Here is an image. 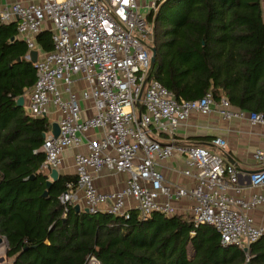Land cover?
Segmentation results:
<instances>
[{"label": "built area", "instance_id": "1", "mask_svg": "<svg viewBox=\"0 0 264 264\" xmlns=\"http://www.w3.org/2000/svg\"><path fill=\"white\" fill-rule=\"evenodd\" d=\"M0 1V19L17 21L27 57L38 50L33 60L36 80L25 93L27 113L48 117L52 109L60 113L49 118L40 147L45 152L41 168L49 172L50 166L58 167L69 146L85 141L88 148L75 153L77 179L67 181L60 200L67 206L80 203L92 212L128 217L132 208L141 216L178 213L188 198L194 222L215 225L223 243L247 247L249 261L251 243L264 232L249 213L264 203V147L254 151L263 166L249 173V186L260 189L243 196L240 169L225 161L224 136L212 139L217 151L189 140L164 142L161 137H174L193 111L246 118L261 126L264 135V113L236 107L228 97L217 99L211 90L199 98H177L150 78L154 33L148 14L162 0ZM43 29L52 32L53 48L41 52L36 37ZM140 94L142 107L137 105ZM54 121L60 126L58 135L51 128ZM97 128L101 134L92 135L90 130ZM176 153L184 159L175 168L169 160ZM166 167L187 180L169 179ZM105 169L127 172L125 185L99 188L94 173ZM84 264H100V259L91 254Z\"/></svg>", "mask_w": 264, "mask_h": 264}, {"label": "trees", "instance_id": "2", "mask_svg": "<svg viewBox=\"0 0 264 264\" xmlns=\"http://www.w3.org/2000/svg\"><path fill=\"white\" fill-rule=\"evenodd\" d=\"M148 18L156 48L151 79L177 98L211 90L264 113L262 0H162ZM36 40L41 52L53 48L49 29ZM27 53L17 21L0 19V235L12 264H84L91 254L100 264H247L241 246L223 243L215 225L196 224L191 213L79 210L60 200L67 181L77 179L71 173H60L44 195L50 175L40 147L50 120L16 105L37 76ZM249 261L264 264V232L251 243Z\"/></svg>", "mask_w": 264, "mask_h": 264}, {"label": "crops", "instance_id": "3", "mask_svg": "<svg viewBox=\"0 0 264 264\" xmlns=\"http://www.w3.org/2000/svg\"><path fill=\"white\" fill-rule=\"evenodd\" d=\"M262 3L264 10V0H262ZM1 4L2 1H0V7ZM81 86H83L82 82L77 86L79 91L81 90ZM90 102L91 101H83V104H90ZM58 117H60V113L52 109V114L49 118ZM90 133L98 136L101 134L98 128L90 130ZM205 135H208L210 138L208 140L197 138ZM215 135H222L228 141V147L224 152L225 161L226 163L235 164L240 169V181L244 185L242 195L249 196L253 191L260 189L249 186V173L263 166V163L259 162L254 157V151L258 147H264V135L261 126L253 125L246 118L227 119L221 116L217 111L209 114L193 111L190 117L179 126L174 137L164 136L163 141L182 142L186 140H195L217 151V147L212 142ZM79 150H88L85 141L79 145H72L65 149L63 152V162L57 167L60 173L76 174L74 165L75 153ZM183 159V155L176 153L169 160V164L175 166V168L181 167L183 165ZM164 172L169 179L176 181L187 180L171 167H166ZM94 175L98 187L105 190L122 188L128 177L127 172L110 171L107 169L103 170L101 173H94ZM189 204L190 200L188 198L184 199L182 201V209L179 212L190 213L187 209ZM82 205L83 204H81V206ZM249 213L254 217L257 224L264 226V203L250 210Z\"/></svg>", "mask_w": 264, "mask_h": 264}, {"label": "water", "instance_id": "4", "mask_svg": "<svg viewBox=\"0 0 264 264\" xmlns=\"http://www.w3.org/2000/svg\"><path fill=\"white\" fill-rule=\"evenodd\" d=\"M152 51H153V53H152V58H151V66L154 65L155 59H156V48H155V46L152 48ZM30 54H31V59L32 60H36L37 59V55H38V50L37 49H33V50L30 51ZM141 94L139 95V98H138V101H137V105L139 107H142L141 106V101H140ZM25 100H26L25 95L24 94H21L16 99V105H18V106H24L25 105ZM27 111L28 112L30 111V108L29 107H27ZM140 112H141V109H140ZM51 128H52L54 134L55 135H58V133L60 131V126H59L58 121L52 122ZM43 135L44 136L46 135V131L43 132ZM49 175H50V177L47 179V188L44 191V195H46L48 193L49 188H50L51 184L53 183V181L56 180L59 177L60 171H59V169L57 167L50 166L49 167ZM75 207L77 209H79V210L82 209V206H81L80 203H76L75 204ZM83 209L89 211V208L88 207H85ZM4 241H5V237L3 235H0V244L3 243ZM246 249H247V247L245 248V250ZM247 264H252V263L250 261H248Z\"/></svg>", "mask_w": 264, "mask_h": 264}, {"label": "rangeland", "instance_id": "5", "mask_svg": "<svg viewBox=\"0 0 264 264\" xmlns=\"http://www.w3.org/2000/svg\"><path fill=\"white\" fill-rule=\"evenodd\" d=\"M143 10L146 11L144 8H143ZM38 47L39 46H37V48ZM28 93H29V89L26 91V94H28ZM26 98H27V95H26ZM23 107L26 109L25 105ZM161 138H163V137H161ZM82 208H85V206H83ZM7 246H8V241L5 238V241L0 244V264H12L13 258L8 257L6 254Z\"/></svg>", "mask_w": 264, "mask_h": 264}]
</instances>
